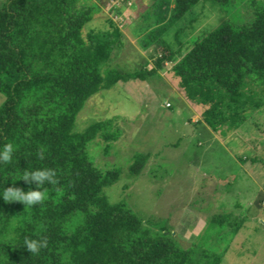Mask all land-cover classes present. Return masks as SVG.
<instances>
[{"label": "trees", "instance_id": "1", "mask_svg": "<svg viewBox=\"0 0 264 264\" xmlns=\"http://www.w3.org/2000/svg\"><path fill=\"white\" fill-rule=\"evenodd\" d=\"M201 1L174 0L169 15L159 19L163 23L158 21L161 25L142 39L145 49L160 47L156 67L134 73L106 67L114 49L124 44L118 26L83 33L102 11L98 2L5 0L0 5V92L5 95L0 146L15 145L13 162L0 166V187H34L15 181L20 169L29 166L55 169L61 188L56 192L48 186V199L30 209L0 198V264H221L222 253L215 251L219 246L208 247L205 238L185 247L167 223L145 220L125 200L109 201L104 188L119 179L121 169L98 167L87 147L97 136L116 140L115 119L74 130L91 96L121 80L146 79L168 61L174 62L172 71L185 98L203 108L200 122L223 137L264 106V4L255 6L250 22L223 21L184 53L161 37ZM214 1L229 5L236 0ZM37 150L44 151V160L36 158ZM147 158L136 155L131 172L139 174ZM242 224L231 213L210 220L212 227L230 232ZM26 236L46 238L48 246L31 255L23 248Z\"/></svg>", "mask_w": 264, "mask_h": 264}, {"label": "rangeland", "instance_id": "2", "mask_svg": "<svg viewBox=\"0 0 264 264\" xmlns=\"http://www.w3.org/2000/svg\"><path fill=\"white\" fill-rule=\"evenodd\" d=\"M90 1L98 2L102 11L85 24L84 34L112 30L113 25L122 30L123 47L114 49L106 67L123 73L156 67L160 47L153 44L145 49L142 39L163 23L159 19L169 15L174 0ZM261 4L264 0H236L229 5L202 0L161 37L175 49L183 47L184 53L223 21L250 22L255 6ZM173 65L165 62L163 69L146 79L129 78L100 90L78 112L74 130L82 132L107 119L118 124L116 140L97 136L87 147L98 167L121 169L119 179L104 188L109 201L125 200L145 220L167 223L185 247L205 238L208 247L219 246L215 251L222 253L221 264H264V162L260 159L264 158V106L223 137L198 122L203 108L185 98ZM4 99L0 92V105ZM139 154L148 158L141 172L133 174L130 167ZM222 213L243 219L241 228L230 232L227 227H212V216Z\"/></svg>", "mask_w": 264, "mask_h": 264}, {"label": "clouds", "instance_id": "3", "mask_svg": "<svg viewBox=\"0 0 264 264\" xmlns=\"http://www.w3.org/2000/svg\"><path fill=\"white\" fill-rule=\"evenodd\" d=\"M15 153V145L12 143H6L0 146V166L9 165L13 162ZM36 158L38 160H44L45 153L43 150H37ZM11 179V178H10ZM13 181V179H11ZM23 180L26 184L34 185L27 191L22 190L16 186L5 187V184L0 187V198L5 203L21 202L25 206V209H30L34 206L41 205L49 196V187L52 190L60 192L59 178L57 171L49 167H29L19 171L18 177L15 179ZM11 245V244H10ZM48 246V240L46 238H23V248L26 249L31 255L38 254L41 249Z\"/></svg>", "mask_w": 264, "mask_h": 264}, {"label": "crops", "instance_id": "4", "mask_svg": "<svg viewBox=\"0 0 264 264\" xmlns=\"http://www.w3.org/2000/svg\"><path fill=\"white\" fill-rule=\"evenodd\" d=\"M200 119H201V117H199V119H198L199 121L198 122H200Z\"/></svg>", "mask_w": 264, "mask_h": 264}, {"label": "built area", "instance_id": "5", "mask_svg": "<svg viewBox=\"0 0 264 264\" xmlns=\"http://www.w3.org/2000/svg\"><path fill=\"white\" fill-rule=\"evenodd\" d=\"M168 106H170V103H168Z\"/></svg>", "mask_w": 264, "mask_h": 264}]
</instances>
